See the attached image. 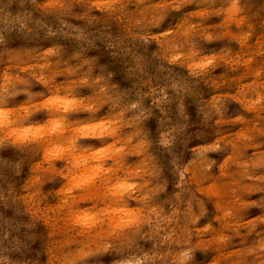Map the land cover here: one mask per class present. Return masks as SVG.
Here are the masks:
<instances>
[{
    "label": "clouds",
    "instance_id": "obj_1",
    "mask_svg": "<svg viewBox=\"0 0 264 264\" xmlns=\"http://www.w3.org/2000/svg\"><path fill=\"white\" fill-rule=\"evenodd\" d=\"M0 264H264V0H0Z\"/></svg>",
    "mask_w": 264,
    "mask_h": 264
}]
</instances>
